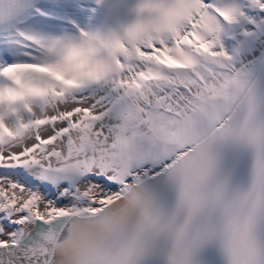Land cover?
Here are the masks:
<instances>
[{"label": "snow or ice", "instance_id": "obj_1", "mask_svg": "<svg viewBox=\"0 0 264 264\" xmlns=\"http://www.w3.org/2000/svg\"><path fill=\"white\" fill-rule=\"evenodd\" d=\"M131 11L94 78L68 58L93 31L0 0V264H264V50L224 44L264 0Z\"/></svg>", "mask_w": 264, "mask_h": 264}, {"label": "clouds", "instance_id": "obj_2", "mask_svg": "<svg viewBox=\"0 0 264 264\" xmlns=\"http://www.w3.org/2000/svg\"><path fill=\"white\" fill-rule=\"evenodd\" d=\"M106 36L107 34L105 32L95 30L85 39L83 44L78 45L77 48L70 53L69 59L80 58L81 62L78 65V70L82 72L84 76L94 78L101 77L105 72V67L110 58L117 50L124 47L123 40L113 45ZM125 36H127V33H125ZM40 70L51 71L50 68H42ZM55 76L69 86H75L78 83L76 77L67 80L60 72H56ZM7 126L10 130L15 131L10 122Z\"/></svg>", "mask_w": 264, "mask_h": 264}, {"label": "bare ground", "instance_id": "obj_3", "mask_svg": "<svg viewBox=\"0 0 264 264\" xmlns=\"http://www.w3.org/2000/svg\"><path fill=\"white\" fill-rule=\"evenodd\" d=\"M241 2H246V0H241ZM42 6H45L46 11H52V13L54 12V14L65 13V15H68L72 18L75 17V18L79 19L78 24L82 25V26H84L88 23L90 25V23H92L93 19H95L99 15V10L96 6H91L89 8L88 6H82V5H78V4H69L68 7L71 10H67V11H64L63 9L57 10V5H55L53 3H42ZM249 14L250 15H256V12L254 10L249 9ZM249 27H251V26L248 25L246 21L241 22V23H237V24H234L231 26H227V34L224 37L225 47L228 49H235V48L241 47V46L244 47V44H246L247 42L255 41L256 38L249 39V38L244 36V30L246 28H249ZM253 46L255 47V49L258 48L257 52L264 50V41L262 40V42L257 44V46L256 45H253Z\"/></svg>", "mask_w": 264, "mask_h": 264}, {"label": "rangeland", "instance_id": "obj_4", "mask_svg": "<svg viewBox=\"0 0 264 264\" xmlns=\"http://www.w3.org/2000/svg\"><path fill=\"white\" fill-rule=\"evenodd\" d=\"M76 20H77V22H79V19H77L76 18ZM57 26H58V28L60 29V32L61 33H63V32H70V30L68 29V27H62V26H60V25H58V23L56 24ZM66 30H65V29ZM264 36V35H263ZM262 35L261 36H259V37H257L256 39H255V41H253V42H247L246 44H244V48L247 50V52L249 53V54H252V53H256L257 51H258V48H256L255 49V47L253 46V45H256L257 46V44H259V43H261L262 42V40L264 41V37H263ZM251 43V44H250ZM254 47V48H253Z\"/></svg>", "mask_w": 264, "mask_h": 264}]
</instances>
